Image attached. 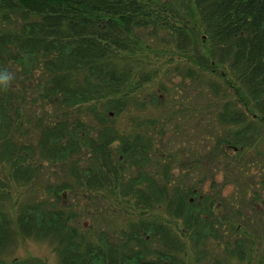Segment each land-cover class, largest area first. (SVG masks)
I'll return each mask as SVG.
<instances>
[{"label":"trees","instance_id":"obj_1","mask_svg":"<svg viewBox=\"0 0 264 264\" xmlns=\"http://www.w3.org/2000/svg\"><path fill=\"white\" fill-rule=\"evenodd\" d=\"M0 264H264V0H0Z\"/></svg>","mask_w":264,"mask_h":264},{"label":"rangeland","instance_id":"obj_2","mask_svg":"<svg viewBox=\"0 0 264 264\" xmlns=\"http://www.w3.org/2000/svg\"><path fill=\"white\" fill-rule=\"evenodd\" d=\"M27 258H38L43 260L46 264H55L54 256L47 246L30 243L22 245L12 258L13 260L10 261L19 263Z\"/></svg>","mask_w":264,"mask_h":264},{"label":"clouds","instance_id":"obj_3","mask_svg":"<svg viewBox=\"0 0 264 264\" xmlns=\"http://www.w3.org/2000/svg\"><path fill=\"white\" fill-rule=\"evenodd\" d=\"M14 79V75L8 71H0V88L7 90Z\"/></svg>","mask_w":264,"mask_h":264}]
</instances>
